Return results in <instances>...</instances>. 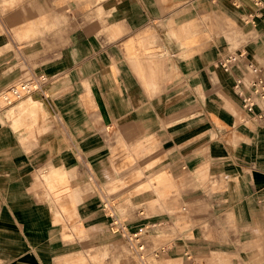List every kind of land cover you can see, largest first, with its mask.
Instances as JSON below:
<instances>
[{
	"label": "crops",
	"instance_id": "1",
	"mask_svg": "<svg viewBox=\"0 0 264 264\" xmlns=\"http://www.w3.org/2000/svg\"><path fill=\"white\" fill-rule=\"evenodd\" d=\"M227 20L235 26L228 36L220 33ZM28 29L45 31L24 39ZM131 39L137 55L165 58L153 89L129 63ZM192 39L199 42L188 46ZM249 64L264 78V7L253 0H0V93L28 73L48 78L47 97L33 94L46 112L42 133L14 129L10 107H0V264H94L93 256L139 264L124 257L116 219L129 232L143 228L138 239L148 250L156 235L171 233L161 260L200 264L225 251L237 264L253 254L247 244L264 240V121L242 111L234 88L249 78ZM111 135L132 145L152 137L156 148L113 171ZM51 169L68 176L67 197L50 195L42 175ZM135 169L141 180L162 170L173 176L191 226L178 230L170 206L149 208L153 187L133 195L132 181L108 191ZM62 206L70 221L55 220Z\"/></svg>",
	"mask_w": 264,
	"mask_h": 264
},
{
	"label": "rangeland",
	"instance_id": "2",
	"mask_svg": "<svg viewBox=\"0 0 264 264\" xmlns=\"http://www.w3.org/2000/svg\"><path fill=\"white\" fill-rule=\"evenodd\" d=\"M78 3L82 4L83 7H87L90 4L97 2L99 0H76ZM63 2V0H60ZM40 23L45 25V19H41ZM53 25H45L47 29H50ZM235 26L231 25L229 20L224 22L220 28V33L227 35L233 32ZM45 30H30L26 31L24 39L31 38L37 34L43 33ZM208 38L207 34H203V39ZM198 40H193L188 43V46L197 44ZM133 40L131 39L126 43L125 47L127 49L126 56L129 60L130 65L133 67V70L136 72L140 78L143 85L147 88L157 87L156 82L160 76L164 75V65L165 58L158 57L155 55L145 56L137 55L132 47ZM147 41L142 42V45H146ZM32 75L30 73L27 74ZM85 101L92 106L91 99L85 98ZM15 103L17 105L13 106ZM0 107H10L6 116L10 119L11 125L14 129L23 128L29 133L31 137L35 134H40L46 129V112L40 100H36L31 96L22 97L16 100L13 104H5L3 98L0 96ZM22 123V124H20ZM108 133L110 134L111 126H106ZM111 146L109 158L111 161V168L113 171H119L126 166L132 165L133 162L139 157L145 156L152 152L156 148V141L154 138H144L135 144H127L125 140L121 137L110 136ZM157 160H151L145 163L144 168H149L153 166ZM166 175V176H165ZM43 176V182L48 186L50 195L58 200L64 197H67L64 188H66L69 178L64 172H57L55 170H49V172ZM142 172L138 169H135L131 174L122 179H113L107 185L108 191H114L115 189L136 181L137 183L131 189V194H139L148 190L149 188H154L157 193V198L150 200L148 202L149 208H153L157 203L161 206H170V210L178 211V220L175 222V226L178 230L185 229L191 226L192 221L189 219L185 207L181 206L182 201L180 199L181 188L178 187L175 183L173 176L162 170L156 174L148 177L146 180H141ZM168 176V177H167ZM203 176V181L205 180ZM170 182V184H168ZM168 184V185H167ZM65 187L63 188V186ZM164 187L160 190L157 187ZM61 188V189H58ZM70 198H72L70 196ZM72 214L68 211L66 207L63 206L60 208V214H56V221H70ZM171 233L158 234L155 236V241L153 243V248L164 247L165 243L171 238ZM63 237L65 239L70 238V227L66 222L63 224ZM247 248L253 249L254 253L246 257L244 260H241L237 264H264V240L256 238L247 244ZM125 258H132L134 262L137 260L136 255L131 251H126L124 254ZM234 255L230 252L225 251H214L211 252L210 260L205 262H198L200 264H233ZM91 262L98 264V259L96 257H91ZM174 260V261H169ZM161 264H178L179 259H163L160 261ZM70 264H87V261H84L83 257H77L76 260L70 261Z\"/></svg>",
	"mask_w": 264,
	"mask_h": 264
},
{
	"label": "built area",
	"instance_id": "3",
	"mask_svg": "<svg viewBox=\"0 0 264 264\" xmlns=\"http://www.w3.org/2000/svg\"><path fill=\"white\" fill-rule=\"evenodd\" d=\"M253 1L257 6V11H260L264 7V0ZM243 54L242 51L228 53L221 59L220 64L223 68L227 69L230 63L235 62L237 57ZM248 69L249 78H237L234 83V88L237 90L242 111L248 114V116L250 115L254 120L264 121V108L257 109L255 105V97L264 101V78L260 75L261 69L258 66L249 64ZM242 79L245 80V85L249 87V91H245L242 87ZM47 82L48 78L44 73L26 75L2 91L0 96L3 98L6 106L13 104L22 97L31 96L33 98V94L36 93H42L44 97H47L43 92ZM114 224L117 226V230L126 238L128 249L136 255L139 264H161L159 255L165 251V246L148 250L138 239L143 233V228L129 232L126 226L118 219L114 221Z\"/></svg>",
	"mask_w": 264,
	"mask_h": 264
}]
</instances>
